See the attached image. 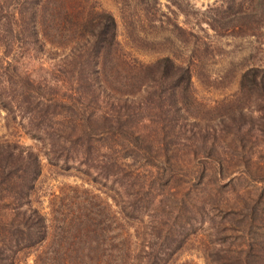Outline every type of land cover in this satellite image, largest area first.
<instances>
[{"label":"trees","instance_id":"1","mask_svg":"<svg viewBox=\"0 0 264 264\" xmlns=\"http://www.w3.org/2000/svg\"><path fill=\"white\" fill-rule=\"evenodd\" d=\"M80 1L0 0V113L41 146L38 154L15 138L0 137V264H18L19 255H31L32 264H156L154 250L137 253L129 240L123 243L122 233H105L113 228L100 223L111 218L93 209L97 195L87 189L77 194L71 188L66 203L62 191L52 193L48 212L35 206L40 155L51 167L108 184L117 195L110 196L114 203L116 198L149 203L171 199L191 205V182L210 170L206 161L175 153L180 141L175 146L160 137L164 127L152 119L156 109L168 113L163 99L169 101L174 89H190L194 55L180 57L174 53L179 47H168L175 43L170 35L176 29L186 49L192 29L174 23L166 28L159 20L157 27L167 35L156 37L127 26L134 48L158 53L141 62L117 39L111 13L95 2L82 8ZM229 8V1L220 3L214 17L201 20L214 33H223L235 27L236 13L248 20L256 16L250 9L230 13ZM258 18L264 20V10ZM46 46L56 58L45 57ZM252 68L264 74V65ZM156 84L153 103L143 96ZM146 126L154 131H144ZM198 208L204 214L209 209ZM68 217L81 219L73 224L64 220ZM242 217L236 220L242 231L222 224L215 230L224 234L223 243L236 246L228 250L227 264H241L253 251L243 247L249 218L247 213ZM170 253L161 251L164 258Z\"/></svg>","mask_w":264,"mask_h":264},{"label":"rangeland","instance_id":"2","mask_svg":"<svg viewBox=\"0 0 264 264\" xmlns=\"http://www.w3.org/2000/svg\"><path fill=\"white\" fill-rule=\"evenodd\" d=\"M225 1L230 3V13L250 9L256 16L248 20L236 13L233 29L214 33L201 19L214 17L217 6ZM93 2L111 13L117 26V39L130 57L141 62L152 61L158 53L134 48L126 37L127 26L156 37L161 33L167 35V31L157 27L159 20L166 28L174 23L192 29L193 37L188 38L186 49L182 50L178 41L181 35L176 29L170 35L175 43L168 47L172 50L179 47L174 53L180 57L194 55L190 89L185 92L174 89L175 95L169 101L163 99L168 105L163 110L168 113L156 109L152 119L164 127L160 137L175 146L180 141V149L175 153H187L197 162L206 161L205 166L210 170L202 180L199 177L191 182L188 195L192 198L191 205L171 199L149 203L116 198L114 203L110 196L117 195L108 184L88 182L81 174L51 167L40 155L37 201L32 202L48 212L52 193L58 195L62 191L63 197L68 196L63 199L66 203L73 195L71 188H77V194L87 189L97 195L93 209L111 218L100 223L102 227L110 223L107 225L113 228L105 233H122L123 243L129 240L137 253L154 250L158 255L156 264L230 263L228 250L236 246L223 243L224 234L215 230L220 224L241 230L236 220L247 213L249 224L243 247L253 251L239 262L264 264V255L255 256L264 252V74L252 68L264 65V20L258 18L263 15L264 0H82L80 6L86 9ZM65 3L72 5L68 4L70 0ZM149 16L152 20H148ZM215 17L219 18V13ZM43 52L45 57L56 58L55 50L48 46ZM252 80L257 84L252 85ZM158 90L156 84L143 98L156 102L153 94ZM0 116V137L15 138L41 154L36 140L16 127L15 122L4 120L3 112ZM144 131L154 130L146 126ZM57 201L56 198L54 204ZM199 206L209 207L207 213L201 212ZM176 208L178 213H166ZM231 215L233 220L228 221ZM80 219L64 220L77 224ZM242 240L239 239L240 243ZM217 241L221 242L217 244ZM161 251L171 253L164 258ZM18 264H32V256L19 255Z\"/></svg>","mask_w":264,"mask_h":264}]
</instances>
